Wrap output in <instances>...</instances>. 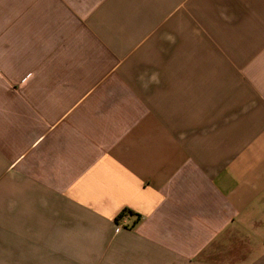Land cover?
Wrapping results in <instances>:
<instances>
[{"label": "crops", "instance_id": "1", "mask_svg": "<svg viewBox=\"0 0 264 264\" xmlns=\"http://www.w3.org/2000/svg\"><path fill=\"white\" fill-rule=\"evenodd\" d=\"M0 264H264V0H0Z\"/></svg>", "mask_w": 264, "mask_h": 264}, {"label": "trees", "instance_id": "2", "mask_svg": "<svg viewBox=\"0 0 264 264\" xmlns=\"http://www.w3.org/2000/svg\"><path fill=\"white\" fill-rule=\"evenodd\" d=\"M127 212L133 213L131 210H127ZM121 216H122V214H121Z\"/></svg>", "mask_w": 264, "mask_h": 264}]
</instances>
